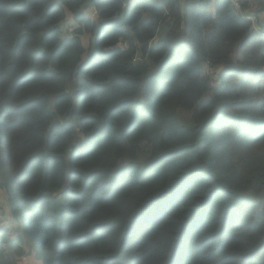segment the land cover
<instances>
[{
	"label": "trees",
	"instance_id": "16d2710c",
	"mask_svg": "<svg viewBox=\"0 0 264 264\" xmlns=\"http://www.w3.org/2000/svg\"><path fill=\"white\" fill-rule=\"evenodd\" d=\"M253 1L0 0V264H264Z\"/></svg>",
	"mask_w": 264,
	"mask_h": 264
},
{
	"label": "rangeland",
	"instance_id": "374dc122",
	"mask_svg": "<svg viewBox=\"0 0 264 264\" xmlns=\"http://www.w3.org/2000/svg\"><path fill=\"white\" fill-rule=\"evenodd\" d=\"M258 6H259V4L254 3L253 0H250L249 6L246 9L242 6L244 13H247L249 15V17L255 19V23L257 22L256 17L258 16L255 9ZM81 10L83 13H85V15L88 18L97 19V11L91 2L85 3ZM67 16H68L67 22L69 21L70 23H72L73 20H72L71 14L67 13ZM260 16H261V14H260ZM256 26L259 27L258 23L256 24ZM63 27L65 30H67V29H68V31L72 30V27H70L68 24L63 25ZM83 41H84L86 49H87L86 54H85L84 59H83V60H85L87 58V56L92 52V41H93V39L90 38L89 35H85ZM209 97H210V93L206 94L204 99H208ZM126 168H128V161L124 160L123 162H121L120 168L118 170L120 171V170H124ZM19 264H43V262L41 259H39L37 257V255L35 253H31V254L25 255L23 257V260Z\"/></svg>",
	"mask_w": 264,
	"mask_h": 264
},
{
	"label": "built area",
	"instance_id": "2783aa9c",
	"mask_svg": "<svg viewBox=\"0 0 264 264\" xmlns=\"http://www.w3.org/2000/svg\"><path fill=\"white\" fill-rule=\"evenodd\" d=\"M233 7L236 10V12L239 13L241 16L251 18V17H249V15L247 13H244L240 1L233 0ZM251 19H253V18H251ZM253 21L255 23V19H253Z\"/></svg>",
	"mask_w": 264,
	"mask_h": 264
},
{
	"label": "crops",
	"instance_id": "0c3cea01",
	"mask_svg": "<svg viewBox=\"0 0 264 264\" xmlns=\"http://www.w3.org/2000/svg\"><path fill=\"white\" fill-rule=\"evenodd\" d=\"M261 16H263V14H261Z\"/></svg>",
	"mask_w": 264,
	"mask_h": 264
}]
</instances>
